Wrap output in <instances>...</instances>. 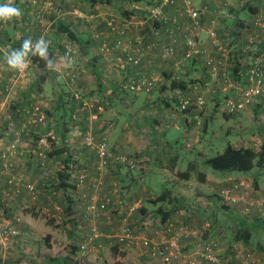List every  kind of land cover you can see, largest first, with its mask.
Returning a JSON list of instances; mask_svg holds the SVG:
<instances>
[{
	"label": "crops",
	"instance_id": "crops-1",
	"mask_svg": "<svg viewBox=\"0 0 264 264\" xmlns=\"http://www.w3.org/2000/svg\"><path fill=\"white\" fill-rule=\"evenodd\" d=\"M69 1L70 3L71 1L77 2L78 7L82 5L80 2H85L89 4L88 9L94 12L104 11L106 10L105 8L109 10L108 6H112V4L105 6L106 3L101 0ZM126 1L120 0V18L132 20L133 24H137L143 13L134 10L133 6L135 4H140L143 7L144 5L147 6L149 5V0L129 1L127 3L129 4L128 6L125 3ZM218 1L220 0H210L207 6L204 4L205 0H198L203 14H201V24L193 30V35L195 34V39L204 49V53L200 60L195 62L186 61L180 67L177 66L175 61H177L176 57H182V52L184 51L182 33L179 31L175 34L176 57L162 59L158 45L170 41L163 24L154 28L148 25H140L139 28L145 31L147 39L157 45L149 51L140 66L127 65L121 68L117 62V57L119 54L121 56H124V54L120 51H115L112 54L99 53L97 45L103 38L100 35L103 33L93 34L94 31L91 26L88 27L87 25L94 22L97 30L103 31L105 28L107 29L103 17L101 19L99 17L91 18L87 21V19L79 17L80 15H86L82 11L85 8L73 9L70 3L67 5L65 3V6L61 5L59 7L63 13V18L52 12L53 18L49 19L51 27L46 36L53 42L61 39L62 42L77 43L78 45L86 42V45H90L89 48L92 45L96 46L91 53L82 52V56L87 61L84 66L88 73L85 76L86 81L82 80L79 82L81 84L79 87L84 89L87 98H93L96 101L98 107L96 112L88 108L82 111V114H79L78 119H72L69 111H67L66 104L63 103L62 108L58 109L57 105L60 106L62 103L59 100L55 102L56 112L54 113L53 130L56 139L53 141L55 144L50 149L53 156L58 158L59 155H62V153L58 154L55 151V148L60 146L65 149L63 154L68 159L67 164L70 172L72 169L71 164L74 162L76 163L74 165L79 166V169L81 167L88 169L90 177L86 180L84 185L86 187H89L90 183L98 177L95 173L97 163L95 146L97 143L103 141L112 154H125L135 161V167L131 168L125 163L114 161L111 158L108 166L100 176L103 182L102 189L105 190V193L110 194L112 198L111 209H113V212L107 213L109 216L108 222L100 219V226L107 232L102 231L104 236L98 238L95 243L104 250H106L108 245H113L112 247L114 248L110 250V258L120 259L124 262L123 264H140L147 260V254H142L137 248L125 249V252L120 251L114 240L105 236L109 234L108 230L114 229L117 220L115 217H122V224H131L138 231L144 217L149 216L161 221L162 214L167 213L165 221L192 225L200 231L199 235L203 238L215 239L224 254H226V250L230 251L239 247L255 252L264 251V212L259 214L260 218H254L253 216L239 217L241 215L236 213L234 215L233 209L229 206L228 208L220 209L218 205L220 202L216 201L217 196L215 195L218 190L211 192L212 186H219L221 181L231 178L234 173H221L217 177L204 171H197L196 168H198L199 164L196 167L193 161L189 162L188 166L189 169H193V172L178 170L176 167L180 155H169V149L172 150V144L178 136L192 140L194 142L192 148L195 147L194 144L200 142V133L203 131V127H206V115L209 114L212 104H219L221 110H224L222 99H224L225 94L233 91L234 86L243 84L244 70L250 61L251 54H258L263 48L264 32L254 27L253 21L261 18L264 14V0H231L227 4L222 3L225 8L221 5L219 6ZM179 4L177 3V5ZM202 4L205 7H202ZM90 5H95V7L91 9ZM195 5L198 6L197 3ZM176 9L177 7L171 6L166 8L165 11L177 15L175 14ZM23 13L24 15L26 14L24 9ZM24 15L21 23L27 24ZM60 22L68 25L78 39L69 38L65 32H60L58 30ZM212 24L219 34L223 47L227 49V51L224 49L226 51L225 57L220 56V52L217 48L210 45L207 38L206 31ZM26 30L28 29L26 28ZM33 30L37 31V29ZM152 34H154L153 37H151ZM5 36L10 42L14 40L16 46L19 39L17 33L8 34L6 32V35L2 34L0 37L1 43H4ZM24 39L25 35L20 29V46ZM259 39L262 40L261 43L257 42ZM4 49L2 50L4 51ZM207 56L220 57L222 60L216 78H212L209 69L203 66L202 62ZM2 60L5 61L4 56ZM35 66L37 68V64ZM57 67L60 68L59 65ZM5 68V65L1 66V80L8 76L7 72L9 70ZM38 68L37 71L39 70ZM175 74H179L181 79L186 80L185 90H189L192 85H200V93L204 95L202 96L204 100L202 107L196 108L193 106L187 112H181L176 108L175 103L177 102L172 100L169 97L170 93H168L170 83H172L171 81L174 79ZM138 75H144L153 80L152 88L148 92L137 93L122 88L123 83L128 78ZM42 85L45 89L49 88L47 83L42 82ZM63 88L62 85L57 84V86L53 87V91ZM20 93L23 96H27L25 91L20 90ZM58 97H61L59 93ZM203 109L204 111L201 112ZM245 111L257 113L256 116L259 114V110L255 112L253 107L247 108ZM224 112L228 115L230 114L226 111ZM230 117L232 116L226 118ZM257 126L259 130L262 129L260 125ZM169 132L174 134L172 142L167 137ZM256 133L258 134V132ZM253 137L256 138V143L258 144L264 138V131L261 137L257 135ZM195 140L197 141L195 142ZM64 155H62L63 160L66 159ZM201 155L199 160L203 164L207 156ZM152 171L160 176L161 174L166 175L165 173L167 172L176 190L165 189L157 193L148 192L142 181L151 177ZM191 176L193 177V183L188 181ZM202 184L204 186L203 189L200 188ZM260 184L261 186L256 188V195L259 194L260 197H264V183L260 181ZM84 186L80 187L78 191L81 196L88 194V192L83 190ZM162 194L164 195L163 198L153 201ZM19 201L21 203L22 199H19ZM158 208L162 209L160 211L163 213L158 212ZM2 211H0V214L3 213ZM8 212L10 213V211L5 210L4 214ZM31 222L33 221L25 219L24 216L20 217V227L26 232L31 231V229L34 230V223ZM110 224H113V226ZM199 224H202V226H198ZM226 224H231L233 230L238 229L242 225L246 228L245 233L249 239L245 243L234 239L231 241L227 239L228 242L225 241L223 243L224 238L219 231L221 228L222 230L227 228ZM2 226V223H0V227ZM0 242V264H32L25 260L26 256L23 253L27 252V250L33 251L32 248H20L19 254L14 249L12 251L7 249L8 241L4 240V238L0 237ZM194 243L193 238L184 240L178 256L183 258V256L191 255ZM40 250L44 251L45 249L42 248ZM88 258L91 261L90 264H93L94 260H91L92 256L90 254ZM204 264L214 263L206 262Z\"/></svg>",
	"mask_w": 264,
	"mask_h": 264
},
{
	"label": "rangeland",
	"instance_id": "rangeland-1",
	"mask_svg": "<svg viewBox=\"0 0 264 264\" xmlns=\"http://www.w3.org/2000/svg\"><path fill=\"white\" fill-rule=\"evenodd\" d=\"M101 1L107 4H105V6H108V4H112V6H108L109 10L105 8L106 10L104 11H97L96 9L97 12H94L93 10L88 9L89 4H86L85 2H80L82 5H79L78 7L77 2L71 1L70 3L69 0H14L17 7L25 10L26 14L24 15V19L27 20V24L21 23L22 20L15 19L8 23L0 22V37L2 34L6 35L7 32L8 34L17 33L19 38L16 46L15 41L13 40L14 42H10L6 36L4 43H1L0 40V69L2 65H5V69H7L5 61L2 60L5 52L9 49H15L20 46V29L24 33L25 39L30 37L35 41L42 36L44 39L50 41V47L53 46L52 58L56 60V64L59 65L60 68H63V66L60 63L59 58L63 57L67 52L74 59V66L72 68L62 69V78H60L61 72H54L53 70L48 69L46 65L45 67H40L37 62H33V57L30 58L31 64L22 78L14 77V71L10 70L7 72L8 76L5 79L1 80L2 77H0V153L6 147L8 141H17V153L13 156H8L6 167L0 159V211L3 210V213L0 214V223L3 225L1 233L4 240L8 241V250L12 251L14 249V251H17L20 254V248H32L34 252L32 250L23 252L24 256H26L25 260L32 264H46L51 257L60 258L67 254L78 264H90L91 261L88 258L89 254L92 256L91 260H94L95 264L124 263L115 257H113L114 259L110 258L112 245H108L106 250L102 247L90 250L87 255H82L80 253L79 249L80 244L85 237L84 233H87L93 225H96L100 231L107 232L100 226L99 221L102 219L105 222H108L109 216L107 213L113 212V209H111L113 202L108 207L107 212L102 213L99 217H94L93 219H91V217H86L83 196L78 193L80 187H77L75 183L76 180L74 179V176L71 175L72 172H76L79 169V166L74 165L75 162L72 163V169L70 172L67 164L68 159L63 152L62 155L66 158L64 159L65 161L63 160L62 155H59L58 158L49 155V152H51L50 149L52 148L51 141L54 140L49 138V136H46L47 129H39L38 127L28 125L25 126L23 114H21V108L25 105L22 101L26 100L28 103L40 106V109L47 116L54 119V113L56 112V108L54 107L55 102L59 100L62 104L60 106L57 105L58 109H61L63 103H65L70 116L72 114H77L79 116L84 110L81 109V104L78 102L80 100L75 98V94L79 95L81 99H86L92 102L94 106L90 109L96 112V109H98L96 101L93 98H87L84 89L79 87V85L81 86L79 82L82 80L85 82V76L88 73V70L86 72L84 66L87 61L82 56V52L91 53L95 50L96 46L92 45V47L89 48L90 45H86V42L78 45L77 43L71 44L62 42L61 39L53 42V40L47 38L46 33L49 32L51 27L49 19L53 18L52 12L63 18V13L59 8L61 5L65 6L70 3V6L73 9H81V7H83L85 9L82 11L85 12L86 15H80V18L89 21L91 18L95 19L96 17H99L101 19V17H103L106 23L107 29L105 28L103 31L97 30V26L94 25V22L87 24L88 27L91 26V29L94 31L93 34L103 33L100 34L103 38L97 45V50L100 53L102 44H108L114 38L113 32L107 25V21L114 18V22L120 24L127 20L120 18V0ZM209 1L210 0H205L204 4L208 6ZM220 1H218L219 6L221 5L225 8L222 4L224 2L222 0ZM4 2H6V0H0V3ZM192 2L195 4L197 3L198 7H201L198 0H192ZM125 3H129V1H126ZM148 4L153 5V0H149ZM128 5L129 4H127V6ZM90 7L92 9L95 5H90ZM169 7L171 6L165 7L164 12L166 15H174L171 12L165 11L166 8ZM173 7H177L175 14H177L182 8L181 3L179 5H174ZM202 7H205V5L202 4ZM141 17L143 18V15H141ZM140 25L142 24L139 22L133 24L132 21L128 35H132L135 32H139L142 35L145 34V31L140 30ZM146 25L155 27L153 20L146 21L143 26ZM26 28L28 30H26ZM33 29H37V31H34ZM181 31H186L185 25L181 28ZM153 36L154 34L151 35V37ZM2 49H4V51ZM175 50H177V47H175ZM180 50L182 51L181 48ZM118 56L123 58L120 54ZM35 64H37V68L39 67L38 71ZM42 82L47 83L49 88L45 89ZM57 84L62 85L64 88L53 91V87L57 86ZM20 90L27 92V96L21 95ZM58 93L61 97H58ZM9 94L10 96L8 97ZM169 97L174 100L171 93L169 94ZM175 105L177 108V103H175ZM203 111L204 109L201 112ZM229 116L232 117L226 118ZM206 120L205 131L200 133V142L194 144L195 147H186V143L189 140L186 137L178 136L172 144V150L168 148L170 156L172 154L180 155V158L178 157L176 169L193 172V169H189L188 167L189 162L193 161V163L196 164V167L199 164L198 168H196L197 171H204L207 174H213L218 177L219 174H221L220 171H216L209 165L200 162L199 156L201 154L207 157L213 156L221 152L228 143L237 145L249 141L246 143L247 145L253 144V146L256 147V138L253 136L257 135L258 137H261L263 134V131L261 129L260 131L257 126L259 124L254 113L244 111L237 114L230 113L228 115L221 110L219 104L217 106L212 104L209 114L206 115ZM256 132H258V134ZM42 136H46V145L39 144V139ZM167 137L170 142H172L171 140L174 139V134L169 132ZM38 150H42L45 153L47 160L50 158L52 159L50 163L46 164L47 174H45V171L41 169L38 162H36L38 158ZM56 160H58V162H56ZM233 173L234 175H232L231 178L243 176L244 178L252 180L253 185L256 184L258 188L261 186L260 181L264 183V174L256 168L252 169L250 172L248 171V173ZM60 174L68 175V178L65 180L67 183L66 186L60 187ZM165 174L166 175L161 174L160 176L158 173L152 171L151 177L144 179L142 184L146 186L150 193L161 192L165 189L174 191L176 187L174 186L173 181L170 179L167 172ZM228 179L221 181L219 186H212L211 192L213 193L216 189L219 191L221 184ZM188 181L193 183V177L191 176ZM28 182L34 185V193H30L26 189L25 184ZM200 188H204L203 184ZM83 190L90 194L92 193L87 187H84ZM103 191L105 192L104 189ZM215 195L219 197L218 193ZM257 195L259 196V194ZM217 197L216 201L220 202ZM19 199H22L23 202L21 201L20 203ZM68 205H70L71 208H69ZM218 205L220 209H224V207L221 206V202ZM5 210L10 211V213L8 212L7 214H4ZM233 214L235 215L234 212ZM23 216L25 219L33 221L31 223H34V230L31 229V231L27 232L22 230L20 227V217ZM115 218L117 219L115 222L116 225L113 230H108L109 233L119 231L125 224H122V217ZM110 225L113 226V224ZM125 225L133 227L131 224L126 223ZM226 225L227 228L224 230L221 228L219 231L224 238L223 243L225 241L228 242L227 239L229 241L233 239L234 230L231 224ZM190 226L193 228L192 225ZM198 226L201 227L202 224H199ZM9 229L16 232L13 234L9 233ZM94 246L96 247L97 244ZM73 247H76V250L71 252ZM42 248L45 250H40ZM28 253L30 254L28 255ZM225 253H230V251L226 250ZM98 259H100V262Z\"/></svg>",
	"mask_w": 264,
	"mask_h": 264
},
{
	"label": "built area",
	"instance_id": "built-area-1",
	"mask_svg": "<svg viewBox=\"0 0 264 264\" xmlns=\"http://www.w3.org/2000/svg\"><path fill=\"white\" fill-rule=\"evenodd\" d=\"M222 1L227 3L231 0ZM153 3V5H144V7L140 4H135L133 9L143 13V18L141 17L139 21L142 25L146 21L148 22V20H153L154 23L155 21H161L165 26V32L170 37V41L158 45L161 58L169 59L176 57L175 34L180 31L183 36L184 51L182 52L181 58L176 57L177 61L175 63L177 66L180 67L186 61L192 59L200 60L204 49L195 39L193 30L201 24L202 9L196 6L192 0H153ZM177 3H181L182 7L177 15H166L164 8L177 5ZM131 23V20H126L123 23L116 24L114 18L109 19L107 25L113 32L114 38L108 44L103 43L101 46V52L103 53L120 51L124 54L122 56L123 58L120 56L117 57V62L121 68L127 65L140 66L149 51L157 45L156 43L150 42L145 34L142 35L139 32H135L132 35H128ZM184 25L186 31L182 32L181 28ZM253 26L264 32V14L261 18L253 21ZM206 32L210 45L217 48L221 57H225V47H223L213 24ZM257 42L261 43L262 40L259 39ZM204 60L206 61V66L210 71L211 77L216 78L222 60L220 57L214 58L213 56H207ZM26 71L24 73L14 72V77L22 78L26 74ZM243 76V84L234 86L233 91H231L232 93L222 99L223 111L239 113L245 111L247 108L256 106L259 109L257 121L264 130V43L261 52L251 54L250 61ZM174 78L179 79L180 77L177 74ZM152 83V79L144 75H138L128 78L123 83L122 88L137 93L148 92L152 88ZM199 87V84H195L189 90L184 89L183 91L182 89L176 88L170 92L178 100V109L180 111H186L190 106L200 108L204 105L203 95L200 93ZM75 98L80 100L78 102L81 104V109L83 110L94 106L92 102L81 99L77 94H75ZM25 116L29 123L47 126L46 136H49L53 140L56 139L53 130V121L45 115L40 109V106L35 105L33 110L25 108ZM72 119H78V115L72 114ZM46 136L40 137L39 144L46 145ZM193 143L192 140H189L186 143V147H192ZM95 148L97 155L95 173L98 177L87 187L92 193L82 195L85 203V216L91 217V219L99 217L102 213H106L112 203L110 195L103 191V182L100 179L111 158L114 161L125 163L131 168L135 167V161L132 158L125 154H112L103 141L97 143ZM16 153L17 141H8V144L0 153V159L3 161L5 167L7 166L8 156H13ZM37 155L36 162H38L39 167L47 174L46 164L50 163L52 159L47 160L42 150H38ZM71 175L74 176L77 187H82L85 185L86 180L89 179L90 172L85 167H81L76 172H72ZM25 187L30 193H34V185L32 183H26ZM255 192L256 190L252 186L251 180L244 177L229 178L220 187L218 196L221 204L232 208L234 213L240 214L241 216H252L254 212H257V214L264 212V197L257 196ZM2 229L1 227L0 237L3 238L1 233ZM15 232L9 229V233L13 234ZM199 232L198 229L192 228L188 224H175L173 221L161 222L146 216L141 222V227L138 231L124 224L119 231L109 233L105 236L111 240L113 239L120 251L125 252V249L137 248L142 254L146 253L147 260L140 264H204L206 262L214 264H264V253L256 255L250 250L240 247L234 249L231 255H227L228 257L222 258L221 254L223 250L220 248L218 242L213 238H203L199 235ZM101 236H104L102 231L96 225H93L85 234L84 240L80 244V253L87 255L90 250L99 249L100 245L96 247L94 245L96 244L95 241ZM189 238H193L195 242L193 251L191 255L180 258L178 255L182 243Z\"/></svg>",
	"mask_w": 264,
	"mask_h": 264
},
{
	"label": "trees",
	"instance_id": "trees-1",
	"mask_svg": "<svg viewBox=\"0 0 264 264\" xmlns=\"http://www.w3.org/2000/svg\"><path fill=\"white\" fill-rule=\"evenodd\" d=\"M128 1H135V0H128ZM161 24H163L161 21H155V23H154L155 27H158ZM58 30L60 32L61 31L65 32L69 38H73L75 40L78 39L76 34L71 30V28L62 22L59 23ZM225 50L227 51L226 48H225ZM49 53H50V56L52 57L53 46L52 47L49 46ZM213 57L216 58V56H213ZM33 60H34L33 62H37L40 67H45V62L43 60H41L39 57H33ZM195 61H197V60L192 59L189 62H195ZM202 63H203V66H205L207 68L206 61L204 60ZM247 66H248V64H247ZM247 66H246V68H247ZM246 68H245V70H246ZM245 70H244V72H245ZM171 82L172 83H170L169 90H168L169 93L176 88L182 89L184 91V89L186 87V83H187L186 80L181 79V78H179V79L174 78ZM231 93H232L231 91L227 92L225 94V97L229 96ZM172 98L177 102V105H178V100H176V98L174 96H172ZM23 104H25V105L22 106L23 108H21V110H22L21 114H23L24 125L25 126L28 125V126L38 127L39 129H45V130L47 129L48 130L47 126H44L41 124L35 125L33 123L28 122V120L25 116V108L33 110V107L35 105L33 103H28L26 101H24ZM177 108H179V107H177ZM191 108H193V106L188 107L187 110H189ZM187 110L181 111V112H187ZM258 110L259 109L256 106L255 107L253 106V111L257 112ZM235 114H237V113H235ZM256 114L257 113H254V116H256ZM47 117L49 119H52V117H49V116H47ZM256 119H257V116H256ZM52 121L54 123L53 119H52ZM205 128L206 127H203V131H205ZM261 130H263V129H261ZM248 142L249 141H246L242 144H237V145L228 143V144H226V146L223 148V150L221 152H219L213 156L207 157L205 159L204 163L206 165H209L212 169H214L216 171H220L221 173H227V174H231L233 172L248 173V171L250 172L252 169L256 168L264 174V138L258 144L255 143L256 147H254L253 144L247 145L246 143H248ZM51 144L53 145L55 143L53 141H51ZM55 149H56L55 151H57L58 154H61L65 150L64 148H62L60 146L55 148ZM49 155H53V153L49 152ZM186 174H188V173H186ZM60 177H61L60 184H59L60 187L66 186L67 183L65 182V180L68 178V175L67 174H65V175L60 174ZM251 183H252V180H251ZM252 186H254V189L257 188L256 184L253 185V183H252ZM163 196H164L163 194L160 196H157V199H155L153 201H158V200H160V198H163ZM218 199H219V197H218ZM221 206L224 208H228V206L224 205V204H222ZM68 207L71 208L70 205H68ZM157 210H158V212H162V211H160V210H162L160 208H158ZM252 214H253L252 216L254 218H260V216H259V214H257V212H254ZM147 215H150V214H147ZM166 216H167V213L162 214V218H161L162 222H164L167 219ZM242 217H251V216H242ZM244 219H246V218H244ZM245 231H246V228H244L242 225H240V227L238 229L234 230L233 239L235 241L240 240L243 243H245L249 239V237H248V235H246ZM113 248L114 247H112V249ZM234 249H236V248H234ZM234 249L230 250V253L224 254V252H223L221 254L222 258H226V257H228L227 255H231V253L234 252ZM75 250H76V247H73L71 252H74ZM250 251L255 253L256 255H260V254L264 253V251H259V252L258 251L255 252L253 250H250ZM46 264H78V263L76 261H74L70 257V255L67 254V255L60 257V258L51 257L46 262Z\"/></svg>",
	"mask_w": 264,
	"mask_h": 264
},
{
	"label": "clouds",
	"instance_id": "clouds-1",
	"mask_svg": "<svg viewBox=\"0 0 264 264\" xmlns=\"http://www.w3.org/2000/svg\"><path fill=\"white\" fill-rule=\"evenodd\" d=\"M23 10L15 5L14 0H6L0 3V22L8 23L15 20H22ZM50 41L39 37L33 41L30 37L24 39L19 48L9 49L5 52L4 59L7 69L10 71L24 73L31 64V57H39L45 62L48 69L61 72L62 69L57 67L56 60H54L49 53ZM60 63L63 68L68 69L74 66V59L68 53L60 57Z\"/></svg>",
	"mask_w": 264,
	"mask_h": 264
}]
</instances>
